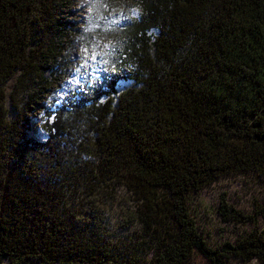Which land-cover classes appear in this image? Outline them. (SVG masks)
<instances>
[{"label":"trees","instance_id":"obj_1","mask_svg":"<svg viewBox=\"0 0 264 264\" xmlns=\"http://www.w3.org/2000/svg\"><path fill=\"white\" fill-rule=\"evenodd\" d=\"M69 1L0 0V264H187L195 252L264 264V208L244 216L221 199L224 222L251 228L213 249L189 208L218 179L264 183V0H90L82 31ZM68 30L84 47L104 42L101 65L62 90L40 142L15 95L42 98L54 63L71 75L76 49L57 60ZM121 80L132 86L117 93ZM118 188L134 203L117 217L133 240L109 238Z\"/></svg>","mask_w":264,"mask_h":264},{"label":"rangeland","instance_id":"obj_2","mask_svg":"<svg viewBox=\"0 0 264 264\" xmlns=\"http://www.w3.org/2000/svg\"><path fill=\"white\" fill-rule=\"evenodd\" d=\"M129 2V1H128ZM130 3V2H129ZM65 14L68 19L73 20L74 27L78 30L82 31V23L80 21L81 18H87V10L93 11L91 7L90 0H70L69 3H66ZM114 5V4H113ZM119 3H116V7H118ZM114 7V6H113ZM129 13H124V17L129 15L131 18H136L138 16V8L136 7H128ZM120 9L116 8L115 11L109 13L105 20L108 22L117 21L121 16ZM71 14H70V13ZM110 12V11H109ZM119 13V17H118ZM96 16L92 15L91 17ZM104 21V20H103ZM74 33L71 30H68V42L66 43V50L63 49L61 51L62 58L57 59L59 62H65L69 55V47L75 48V56L76 59L71 58L70 68L68 71H71V81L74 84H71L69 81V75H66L62 71V67H56L55 64L49 65V70L47 69L42 74V80H45V85L49 89L47 93L43 95L42 98L38 99V97L34 93H27L23 96L15 95V99L20 112L25 110V114L28 117V133L29 135L40 142L45 141L47 138V131L44 128V125L50 122L51 115H47L48 112H53L55 109L58 100V96H63L61 92L65 90V87L70 88L75 85L76 81H78L81 77H88L89 74L93 75L96 78L97 71L99 70V66L101 65L100 57L97 56L100 53L98 50H102L103 45L94 47H84L83 44L80 43L79 37H74ZM80 40V41H79ZM97 40H92V44H95ZM97 44H99L97 42ZM65 46V47H66ZM93 49L96 50V54ZM83 56L86 58L85 64L81 66L80 61L78 60V56ZM68 62V61H67ZM49 63V62H47ZM61 68V69H60ZM67 72V71H66ZM83 78V79H84ZM15 76L10 79L4 85L5 92L7 94L5 106L8 110L9 117L11 119L15 118V112L11 108V99L10 93L15 84ZM43 82V81H42ZM44 85V82L42 83ZM132 86L131 81H119L116 85V91L119 93L126 88ZM33 94V96L31 95ZM46 95V96H45ZM35 97V99H34ZM36 102V103H34ZM117 200L111 205L115 206L112 211V219L110 220V228L108 231L109 238H114L118 235L128 236V239H136L139 237V233L133 226H127L126 223L119 222L117 217H120V214H126L131 212V210H135L133 206L134 203L131 201V198L124 193L123 189L118 188L117 190ZM224 199L227 207H232L234 210L239 211L244 216L254 217L258 213V211L264 208V183L259 177L253 174H237L234 176L226 177L218 179L212 185L204 188L202 191L191 195L190 197V213L193 216L195 223L199 231L202 233V238L206 242L207 246L211 249L213 247L224 244V243H233L234 241L243 238L245 234L251 228L250 224L247 223H235V222H224L223 217L218 215V205L219 201ZM120 202V206L118 203ZM127 211L122 210L121 208H126ZM218 212V213H217ZM256 218V222L259 224L260 219ZM120 227V230L117 228ZM127 227L130 230L125 233L122 232V229ZM131 227L132 230H131ZM33 264V263H29ZM187 264H208L206 259L195 252L192 253L189 258V262ZM226 264H244L238 261L235 258L228 259ZM247 264H259L256 260H251Z\"/></svg>","mask_w":264,"mask_h":264}]
</instances>
